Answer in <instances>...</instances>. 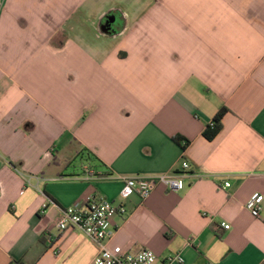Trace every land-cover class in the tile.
Returning a JSON list of instances; mask_svg holds the SVG:
<instances>
[{"label": "crops", "instance_id": "1", "mask_svg": "<svg viewBox=\"0 0 264 264\" xmlns=\"http://www.w3.org/2000/svg\"><path fill=\"white\" fill-rule=\"evenodd\" d=\"M171 172L179 191L121 197ZM99 199L128 211L109 247L264 264V0H0V264H92L56 223Z\"/></svg>", "mask_w": 264, "mask_h": 264}, {"label": "built area", "instance_id": "2", "mask_svg": "<svg viewBox=\"0 0 264 264\" xmlns=\"http://www.w3.org/2000/svg\"><path fill=\"white\" fill-rule=\"evenodd\" d=\"M181 167L186 170L189 168V164L183 160ZM180 176L177 172H171L154 177H123L120 194L123 199L137 196L145 200L157 185L164 186L171 191H179L183 185ZM224 185L228 187L229 183ZM262 199L260 195H253L246 203L254 217L260 216ZM127 212L124 204L117 205L104 199L92 200L86 207L83 203L78 202L60 210L56 227L59 231H65L70 227L77 228L95 245L97 254L92 264H155L156 255L148 249L130 254L123 252L119 246H108L114 231L109 228L110 220L118 215L125 216ZM221 226L226 230L229 229V225L225 223H221ZM182 262L179 255H171L164 260L163 264Z\"/></svg>", "mask_w": 264, "mask_h": 264}, {"label": "trees", "instance_id": "3", "mask_svg": "<svg viewBox=\"0 0 264 264\" xmlns=\"http://www.w3.org/2000/svg\"><path fill=\"white\" fill-rule=\"evenodd\" d=\"M226 109L222 108L220 109L217 114L215 115L216 117L213 118L211 124L207 127V129L204 132L205 137L208 140H211L212 138H214L218 133H220L219 131L222 128L221 125V119L223 117V115L225 114ZM186 147V144H184L182 146V148L184 149Z\"/></svg>", "mask_w": 264, "mask_h": 264}, {"label": "water", "instance_id": "4", "mask_svg": "<svg viewBox=\"0 0 264 264\" xmlns=\"http://www.w3.org/2000/svg\"><path fill=\"white\" fill-rule=\"evenodd\" d=\"M108 27H111L112 25H116L120 23L119 17L117 15L110 16L108 18Z\"/></svg>", "mask_w": 264, "mask_h": 264}]
</instances>
